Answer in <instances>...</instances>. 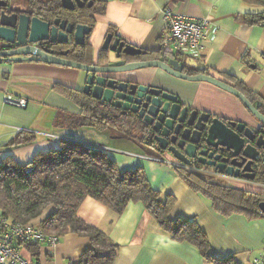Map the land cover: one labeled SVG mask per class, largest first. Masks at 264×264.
<instances>
[{
    "label": "crops",
    "instance_id": "0c3cea01",
    "mask_svg": "<svg viewBox=\"0 0 264 264\" xmlns=\"http://www.w3.org/2000/svg\"><path fill=\"white\" fill-rule=\"evenodd\" d=\"M99 1L105 3V13L95 16L96 23L89 41L95 62L108 33L118 35L144 51L159 53L161 42L167 35L162 15L165 9L195 20L207 18L211 25L198 54L190 57L176 54L177 57L172 59L191 69L207 68L220 78L224 74L233 76L264 104V26H249L241 20L246 14L263 13V7L245 5L242 0ZM9 4L14 10L17 0H9ZM15 11L28 12V3H23ZM138 74L140 83L176 95L181 104L193 110L237 121L251 129L261 128L235 96L212 84L179 79L157 68L142 70ZM84 82L85 73L73 68L29 61L1 62L0 165L6 157L27 165L39 153L56 149L62 140L97 148L115 161L121 170L144 168L151 186L162 193L163 200L168 195L175 198L171 210L173 220L196 219L208 237L212 257H234L239 264H253L264 249V218L249 220L244 215L224 217L218 214L212 202L194 192L175 170L148 158L158 156L156 150L132 139L118 137L114 130L56 127L59 111L79 113L80 109L54 86L59 84L82 90ZM7 95L25 98L27 108L5 104ZM20 132L35 134V140L25 146H9ZM211 176L232 188L264 193V185L257 180ZM53 211L54 207L48 208L33 224L39 225ZM78 214L119 246L112 264H214L203 258L196 246L173 240L140 202L129 203L125 211L117 215L100 201L88 197ZM1 215L0 210V218ZM90 247L89 238L69 233L60 237L56 247L47 243L35 249L24 247L23 254L30 264H75Z\"/></svg>",
    "mask_w": 264,
    "mask_h": 264
},
{
    "label": "trees",
    "instance_id": "16d2710c",
    "mask_svg": "<svg viewBox=\"0 0 264 264\" xmlns=\"http://www.w3.org/2000/svg\"><path fill=\"white\" fill-rule=\"evenodd\" d=\"M9 3V0H4ZM245 5L263 7L264 0H242ZM28 12L40 18L48 17L67 19L75 24H87L94 27L95 16L105 13V3H94L80 12L64 10L61 0H27ZM249 26H264V12L246 14L241 18ZM57 48V47H56ZM69 59L92 65L95 61L93 48L70 47ZM78 49H80L78 51ZM147 52V51H145ZM103 56L99 53V59ZM177 57L176 54L147 52L142 61ZM97 61V60H96ZM186 74H206L233 86L241 92L259 112L264 115V104L258 101L241 81L224 74L223 78L203 70L185 67ZM54 89L74 102L80 109L79 113L58 112L55 125L58 129H79L92 127L99 131L106 129L117 132L116 136L132 139L155 150L154 144L146 141L148 127L132 114H123L120 110L94 100L76 88L55 85ZM261 134H264L262 127ZM35 134L20 132L10 141L9 146L31 144ZM162 152L156 153L161 156ZM203 166H198L202 169ZM206 170H212L206 168ZM177 175L196 193L212 202L213 209L224 217L244 215L253 220L264 218L259 204L264 202V193L240 190L227 186L220 180L200 174L185 167H173ZM258 183L264 185V152L259 160ZM88 197L94 198L115 214H122L128 204L142 203L153 216L156 223L167 232L173 240L187 242L196 246L203 258L214 264H239L234 257L217 259L210 255L209 240L196 219L171 218V210L175 198L168 195L162 199V193L154 189L147 178L144 168L121 170L115 161L97 148L69 140H62L56 149L39 153L27 165L18 164L12 157H6L0 165V210L2 217L18 224L33 223L41 218L44 212L54 207L38 226L49 234L63 237L72 233L90 239L91 247L86 250L75 264H112L119 246L97 227L87 224L78 212ZM40 244L26 245L28 249L38 248Z\"/></svg>",
    "mask_w": 264,
    "mask_h": 264
},
{
    "label": "water",
    "instance_id": "95a60500",
    "mask_svg": "<svg viewBox=\"0 0 264 264\" xmlns=\"http://www.w3.org/2000/svg\"><path fill=\"white\" fill-rule=\"evenodd\" d=\"M95 1L61 0V5L64 10L72 12L76 5L83 7L87 2L88 7H92ZM92 33L90 25L75 24L62 18L45 20L29 12L12 10L7 1L0 0V47L3 49L0 50V63L29 61L80 70L85 73L83 93L124 113L136 114L151 128L146 141L156 142L155 150L167 152L187 167H192L195 161L215 169L220 176L256 180L253 165L264 150V134H260L264 115L233 86L203 73L188 75L184 72L185 65L172 58L137 60L147 52L119 36L111 49L109 45L113 36L107 37L102 48L103 57L99 59L98 55L94 65L65 58L67 51L57 56L54 51L37 47L38 44L68 46L71 41L84 46ZM123 55L133 58L132 61L123 60ZM152 68L179 79L212 84L235 96L261 124V130L254 131L243 123L226 122L211 115L201 116L180 104L176 95L140 84L138 72ZM259 209L264 215V202L259 204Z\"/></svg>",
    "mask_w": 264,
    "mask_h": 264
},
{
    "label": "built area",
    "instance_id": "2783aa9c",
    "mask_svg": "<svg viewBox=\"0 0 264 264\" xmlns=\"http://www.w3.org/2000/svg\"><path fill=\"white\" fill-rule=\"evenodd\" d=\"M167 35L161 42V49L166 53L193 56L198 54L203 47L211 22L207 18L195 20L188 16L175 14L170 9L163 11ZM5 104L20 109H25L28 102L22 98L10 95L5 97ZM151 161L163 164L173 169L176 162L161 156L148 157ZM60 237L49 234L40 226L28 223L18 224L0 219V264H30L23 254V248L28 244L47 243L50 247H56ZM253 264H264V249L262 255Z\"/></svg>",
    "mask_w": 264,
    "mask_h": 264
},
{
    "label": "flooded vegetation",
    "instance_id": "af4514ba",
    "mask_svg": "<svg viewBox=\"0 0 264 264\" xmlns=\"http://www.w3.org/2000/svg\"><path fill=\"white\" fill-rule=\"evenodd\" d=\"M96 1H98V2H101V1H99V0H96ZM96 1H95V3H96ZM88 7V4H87V2H85L84 3V6L83 7H79L78 5H76V7H75V10L74 11H72V12H77V14L78 15H80V12H82L83 10H85V8H87ZM69 12H71V11H69ZM42 19H45V20H47V19H49L48 17H44V18H42ZM51 20V19H50ZM109 35H112L113 36V38H112V42L110 43V45H109V49H111L112 48V46H113V44H114V41H115V39L116 38H118V35H114V34H112V33H108V34H106V36H105V39L103 40V43H102V46H101V55L103 56V52H104V50L102 49L103 47H105V40L107 39V37L109 36ZM123 40V39H122ZM89 41H90V36H88L87 38H86V42H85V44H84V46H77V45H75L72 41H71V44H69L68 46H62V47H55V46H51L50 44H38L37 45V47H39V48H43V49H48V50H51V51H54V54L55 55H57V56H61V53H64V52H68V55L65 57V58H67V59H69L68 57H69V52H70V47H72V49L73 48H81V47H86V45L87 44H89ZM123 41H125V40H123ZM126 42V41H125ZM119 47V46H118ZM118 47H117V49H118ZM10 48V47H9ZM8 48V49H9ZM0 50H3L1 47H0ZM80 49H78V51H79ZM99 55V54H98ZM142 57H144V58H146V56H142ZM123 60H131V59H133V58H129L128 56H124L123 55V58H122ZM70 60H72V59H70ZM137 60H139V59H137ZM75 61V60H74ZM132 61V60H131ZM78 62V61H77ZM81 63V62H80ZM96 62L95 61H93V64L92 65H94ZM83 64H85V63H83ZM86 65H89V64H86ZM127 78H129V76L128 77H126L125 79H127ZM140 84H142V83H140ZM78 90H80V89H78ZM83 90V89H82ZM82 90H80V91H82ZM83 92V91H82ZM84 94V93H83ZM85 95V94H84ZM86 96H88V95H86ZM88 97H91V96H88ZM17 98V97H16ZM20 98V97H19ZM92 98V97H91ZM22 99H24V100H26L25 98H22ZM95 100V99H94ZM27 101V100H26ZM28 102V101H27ZM181 104V103H180ZM108 105V104H107ZM183 105V104H182ZM110 106V105H109ZM184 106V105H183ZM111 107V106H110ZM189 108V107H188ZM118 110H120L123 114H132V115H134V116H136L138 119H140L136 114H133V113H131V112H127V113H124L121 109H118ZM189 110L192 112V111H197V110H193L192 108H189ZM198 112V111H197ZM201 116H209L210 114H208V113H205V112H198ZM212 118H215V117H213V116H211ZM141 120V119H140ZM226 122H236V123H240V122H237V121H232V120H225ZM141 122L143 123V121L141 120ZM145 124V123H144ZM148 127V126H147ZM246 127L247 128H250V127H248L247 125H246ZM251 129V128H250ZM251 130H254V131H257V129H251ZM259 130H261L260 128H259ZM151 134V128L150 127H148V131H147V133H145V136H149ZM260 134H261V132H260ZM153 144H154V146H156L157 145V143L156 142H153ZM171 143L169 142V145H170ZM156 152L158 153V152H162V154H161V157H164V158H169V159H172V160H174L175 162H176V167H185V168H188V169H190V170H192V171H196V172H199L200 174H204V175H218L217 174V172H216V170L215 169H212V170H206L205 168H204V166H203V168L202 169H198V166H200V164H198V163H196L195 161H194V165L192 166V167H187V166H185V165H183V164H181L180 162H178L177 160H175L171 155H169L167 152H163V151H159V150H157L156 149ZM263 152H264V150H262L261 151V156H260V158H259V160L262 158V154H263ZM226 156H229L227 153L225 154ZM259 160L253 165V168H254V170H255V173H256V180H257V178H258V176H259V171H258V167H259ZM174 166V167H175ZM202 166V165H201ZM206 168H208V167H206ZM173 170V169H172ZM240 179H242V178H240ZM242 180H244V179H242Z\"/></svg>",
    "mask_w": 264,
    "mask_h": 264
},
{
    "label": "rangeland",
    "instance_id": "374dc122",
    "mask_svg": "<svg viewBox=\"0 0 264 264\" xmlns=\"http://www.w3.org/2000/svg\"><path fill=\"white\" fill-rule=\"evenodd\" d=\"M16 1V0H14ZM27 2V0H17V4L14 6V10L17 9L18 7H20L21 5H23V3ZM156 163V162H155ZM210 177H212L211 175H208ZM213 178V177H212Z\"/></svg>",
    "mask_w": 264,
    "mask_h": 264
}]
</instances>
